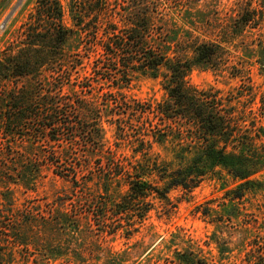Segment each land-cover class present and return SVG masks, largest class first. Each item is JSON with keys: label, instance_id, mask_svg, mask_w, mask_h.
Here are the masks:
<instances>
[{"label": "trees", "instance_id": "obj_1", "mask_svg": "<svg viewBox=\"0 0 264 264\" xmlns=\"http://www.w3.org/2000/svg\"><path fill=\"white\" fill-rule=\"evenodd\" d=\"M157 8L152 0H36L0 51V264H17L6 249L35 251L62 223L86 222L91 241L103 236L92 226L131 237L149 198L191 191L216 169L240 182L227 194L231 201L241 200L246 187L261 186L255 177L264 173V145H253L233 99L185 80L193 68L234 70L231 54L217 42L183 40ZM258 64L264 73V57ZM159 75L163 102L122 92L139 76ZM259 111L264 120V93ZM104 124L134 156L119 154L117 142L105 143ZM165 143L176 149L174 159L151 162L152 146ZM156 167L160 187L149 182ZM44 173L67 182L70 194L16 206L15 190H35ZM77 235L82 240L83 232ZM153 264L206 262L199 252L176 250Z\"/></svg>", "mask_w": 264, "mask_h": 264}, {"label": "rangeland", "instance_id": "obj_2", "mask_svg": "<svg viewBox=\"0 0 264 264\" xmlns=\"http://www.w3.org/2000/svg\"><path fill=\"white\" fill-rule=\"evenodd\" d=\"M18 1L0 0V7H5L0 8V51L12 40L36 2L24 0L1 29V24ZM61 2L67 4V0ZM152 2L157 9L162 7L165 20L183 40L217 42L231 54L234 70L220 75L193 68L185 80L196 89L213 88L222 96L233 99L231 105L239 120L243 121V127L251 131L249 136L254 140L253 145H264V138L259 136V128L264 129L259 111L264 93V73L258 64L264 57V0ZM161 74L166 75V72L161 70ZM164 84L161 75L156 78L139 76L122 92L128 98L156 104L167 100ZM102 127L105 143L113 145L117 142L119 154L126 158L134 156L132 149L116 140L113 128L106 124ZM175 153L176 149L169 143L155 144L148 158L159 163L158 156L161 161L170 162ZM149 173H152L151 186L160 187L156 175H161L162 169L152 168ZM43 176L35 190L25 191L22 187L15 190L12 199L16 206L25 202L37 205L45 199L70 194L67 182L51 173ZM255 179L261 186L246 187L241 200L231 201L227 194L237 189L240 182L216 169L191 191L172 189L165 201L149 198L150 206H144L149 211L142 224L136 226L137 233L131 237L123 231L102 234L100 228L92 226L93 233L103 236L91 241L86 222L62 223L52 234L54 236L49 234L45 245L35 251L20 249L10 252L6 249L7 260L17 264H75L81 259L85 264H115L117 258L124 264H153L158 258L170 257L176 250H192L199 252L206 264H264V173ZM125 191L126 186H121L119 193ZM78 231L83 232L82 240ZM34 258L38 261H33Z\"/></svg>", "mask_w": 264, "mask_h": 264}, {"label": "water", "instance_id": "obj_3", "mask_svg": "<svg viewBox=\"0 0 264 264\" xmlns=\"http://www.w3.org/2000/svg\"><path fill=\"white\" fill-rule=\"evenodd\" d=\"M24 0H19L16 5L13 7V9L10 11V13L8 14V16L6 17V19L3 21V23L1 24V29H4L7 22L10 20V18L13 16V14L16 12V10L18 8L21 7L22 3Z\"/></svg>", "mask_w": 264, "mask_h": 264}]
</instances>
